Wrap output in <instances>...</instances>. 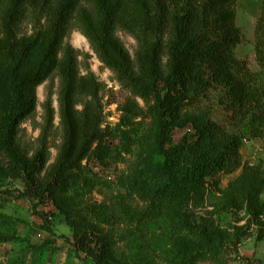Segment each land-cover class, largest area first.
<instances>
[{
	"label": "trees",
	"instance_id": "trees-1",
	"mask_svg": "<svg viewBox=\"0 0 264 264\" xmlns=\"http://www.w3.org/2000/svg\"><path fill=\"white\" fill-rule=\"evenodd\" d=\"M236 0H131L118 11L109 0H0V178L19 176L22 196L64 198L79 179L82 160L105 164L110 154V131L102 128L101 83L90 71L80 73L77 51L67 42L72 28L86 38L98 60L109 68L131 97L120 106L121 121L129 125L143 115L136 98L147 105L159 162L153 201L176 210L177 216L208 243L214 229L190 219L182 210L190 192L207 176L224 170L230 161L241 164L240 138L224 131L204 109L191 123L194 136L174 143L172 130L182 110L197 99L219 91L217 104L232 121L244 123L253 137L264 134V0L254 29V52L259 70L251 72L235 55L243 34L235 22ZM31 33L20 34L21 22ZM121 29L137 42L133 56L117 35ZM53 73L58 77L57 112L61 142L47 165V138L55 110L49 91L42 104L43 126L31 152L18 138L19 125L36 109L37 87ZM80 106V107H78ZM237 191L251 205L264 188V165H243ZM255 214L262 208L255 206ZM43 227L49 225L39 214ZM264 236L259 228V239ZM0 235V242L10 240ZM77 251L94 258V237L73 231ZM219 240V239H218ZM95 259V258H94Z\"/></svg>",
	"mask_w": 264,
	"mask_h": 264
},
{
	"label": "rangeland",
	"instance_id": "rangeland-1",
	"mask_svg": "<svg viewBox=\"0 0 264 264\" xmlns=\"http://www.w3.org/2000/svg\"><path fill=\"white\" fill-rule=\"evenodd\" d=\"M109 1L118 11L128 10L131 4V0ZM260 12L261 0H236L235 22L243 39L235 47V55L246 62L251 72L259 70L254 29ZM19 32L29 35L31 23L21 22ZM117 35L133 56L136 39L121 29ZM65 42L77 51L80 73L92 72L102 85L101 127L110 131V154L105 164L82 160L79 179L65 197L54 201L45 193L36 207V198L21 195L25 187L19 176H2L0 235L11 239L0 242V264H264V236L258 238L259 228L264 232V188L251 205L242 201L237 191L245 163L264 165V134L253 137L246 134L244 123L230 120L216 102L218 90L184 107L183 117L173 127L174 143L184 136H194L192 124L183 120L213 107L212 118L221 123L224 131L240 138L241 164L235 166L229 161L224 170L207 176L183 204L182 210L191 220L214 229L216 239L206 245L197 231L182 222L176 210L152 199V189L159 181L153 172L159 157L147 105L136 98L143 115L129 125L123 124L120 106L131 97L130 93L98 60L78 29L72 28ZM57 89L58 77L53 73L37 87L36 109L18 131L22 146L30 152L35 150L43 126L42 104L52 91L55 114L47 138V165L54 161L61 142ZM256 205L261 206L262 215L255 214ZM39 214L46 216L50 232L43 227ZM74 230L88 231L97 239L92 245L95 259L75 249Z\"/></svg>",
	"mask_w": 264,
	"mask_h": 264
}]
</instances>
